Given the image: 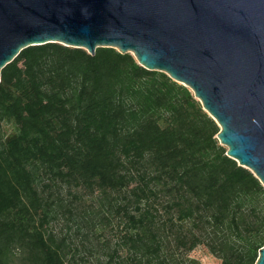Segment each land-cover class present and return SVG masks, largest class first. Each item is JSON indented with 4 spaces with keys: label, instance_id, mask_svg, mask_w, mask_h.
Returning <instances> with one entry per match:
<instances>
[{
    "label": "trees",
    "instance_id": "16d2710c",
    "mask_svg": "<svg viewBox=\"0 0 264 264\" xmlns=\"http://www.w3.org/2000/svg\"><path fill=\"white\" fill-rule=\"evenodd\" d=\"M218 132L130 53L22 49L0 70V264H254L264 185Z\"/></svg>",
    "mask_w": 264,
    "mask_h": 264
},
{
    "label": "water",
    "instance_id": "95a60500",
    "mask_svg": "<svg viewBox=\"0 0 264 264\" xmlns=\"http://www.w3.org/2000/svg\"><path fill=\"white\" fill-rule=\"evenodd\" d=\"M49 42L112 47L188 87L264 185V0H0V70Z\"/></svg>",
    "mask_w": 264,
    "mask_h": 264
},
{
    "label": "rangeland",
    "instance_id": "374dc122",
    "mask_svg": "<svg viewBox=\"0 0 264 264\" xmlns=\"http://www.w3.org/2000/svg\"><path fill=\"white\" fill-rule=\"evenodd\" d=\"M62 197L66 198V199L71 198L70 194L67 193L66 191H63ZM52 226L56 230L66 229L68 227L74 229V227H75L74 224H72V220L69 219V215L67 214V212L61 213V215H59L58 219H56L54 221ZM191 255L196 257L197 259H199L201 264H219L220 263L219 260L217 258H215L214 256H212L206 250V248L203 246H199V247L195 248L191 252Z\"/></svg>",
    "mask_w": 264,
    "mask_h": 264
}]
</instances>
